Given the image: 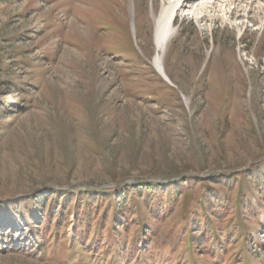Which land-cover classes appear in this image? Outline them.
Returning a JSON list of instances; mask_svg holds the SVG:
<instances>
[{
  "label": "rangeland",
  "instance_id": "obj_1",
  "mask_svg": "<svg viewBox=\"0 0 264 264\" xmlns=\"http://www.w3.org/2000/svg\"><path fill=\"white\" fill-rule=\"evenodd\" d=\"M174 1L0 0V264H86L63 250L75 210L88 191L118 188L137 203L117 213L126 228L105 203L92 209L128 240L143 217L158 254L136 264H174L166 242L189 231L205 252L207 206L219 230L238 223L264 249V0L177 9L160 52L166 80L155 27ZM136 184L151 187L162 218Z\"/></svg>",
  "mask_w": 264,
  "mask_h": 264
},
{
  "label": "trees",
  "instance_id": "obj_2",
  "mask_svg": "<svg viewBox=\"0 0 264 264\" xmlns=\"http://www.w3.org/2000/svg\"><path fill=\"white\" fill-rule=\"evenodd\" d=\"M161 185L162 184H159V186ZM129 188L140 190L138 191L139 196L142 197V202L146 204L151 218L157 217L160 219L164 216L165 210L159 201H155V195L152 194V189L149 185L136 184V186ZM162 190L164 192H161V196L164 193V197L167 198V200L170 199V190L166 187ZM116 192H118V194L115 198L113 195ZM128 193L127 189L118 188L115 189V191L113 190L112 193H109L107 190H99L96 191V195H91L89 191L85 195H82L81 202L85 205L83 207L79 205L75 210L76 227L71 243L73 249L71 250L63 247V250L70 256L76 253L74 255L75 260L86 261V264H121L123 260L126 261L127 259H129V262L136 264L140 262L141 258L145 261L148 260V262L154 259L158 254V243L150 239L151 237L148 235L150 230L145 228L146 224L145 220L142 219L143 217L136 222V224L141 227L137 229L134 235L128 240L122 239L121 236L115 234L111 229L106 231L104 221L102 220L103 218L101 219V217H98L95 209H92L95 206L92 205V203L94 204L95 201L97 203H105L106 206H109V212H111L110 218H112L113 221H117V219L119 221L122 217L117 216V213L121 208H128V212H131L137 205L136 201H132V198L128 196ZM147 196H150L149 199L146 198ZM37 200L38 199L34 197L33 201L38 202ZM144 203H142L143 207L145 206ZM78 204H81L80 201ZM202 208L204 210L203 219L199 221L200 228L197 231L204 236V242H206L205 252L198 253L195 250L193 244L194 237H192L193 233L189 231L184 234L185 236L182 242L174 238L166 242L169 244V258L175 260L174 264H203L205 263V259L201 258V256L204 254L208 255L206 257L208 260H211L208 264H256L252 256L259 253L263 254L264 249L261 247L260 243L252 240L251 233H249L247 229L239 227L238 223H236L237 226L232 227L229 231L219 230L218 225L211 223L210 217L207 215V213H209L208 211L213 210L216 206L212 208L208 206ZM246 209H249V206H246ZM93 214H96V216H93ZM92 216L94 219H92ZM116 225H120L119 229L121 230V226L122 228H126L127 222L122 220L116 223ZM55 228L57 229L56 226ZM231 233L236 234L235 238H239V245L232 255L226 256L230 248H233L232 245L235 244L229 239ZM33 241H35L34 243L39 251L45 252L47 250L46 246L50 245L46 242L37 244L36 238L33 239ZM51 246H53V244H51ZM173 247L177 250H173ZM258 259L261 260V257ZM257 264H262V260Z\"/></svg>",
  "mask_w": 264,
  "mask_h": 264
},
{
  "label": "bare ground",
  "instance_id": "obj_3",
  "mask_svg": "<svg viewBox=\"0 0 264 264\" xmlns=\"http://www.w3.org/2000/svg\"><path fill=\"white\" fill-rule=\"evenodd\" d=\"M197 2V0H175L172 5L167 6L162 13L156 19V27H155V46L158 51L156 57L153 60L154 66L158 69V71L168 79L166 76L163 66L161 64V56L160 52L163 51L167 42L171 38V36L175 33V24L174 17L177 9L183 8L186 5H191L187 9V13L193 12V5ZM207 8V1L200 2L196 5L195 9L204 11Z\"/></svg>",
  "mask_w": 264,
  "mask_h": 264
},
{
  "label": "water",
  "instance_id": "obj_4",
  "mask_svg": "<svg viewBox=\"0 0 264 264\" xmlns=\"http://www.w3.org/2000/svg\"><path fill=\"white\" fill-rule=\"evenodd\" d=\"M161 75H162V74H161ZM162 77H164V76L162 75ZM164 79H166V80H167V78H165V77H164Z\"/></svg>",
  "mask_w": 264,
  "mask_h": 264
}]
</instances>
